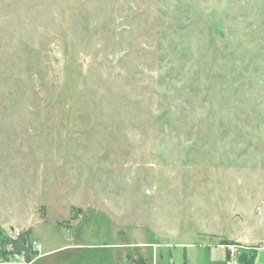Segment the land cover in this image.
<instances>
[{
	"label": "rangeland",
	"instance_id": "obj_1",
	"mask_svg": "<svg viewBox=\"0 0 264 264\" xmlns=\"http://www.w3.org/2000/svg\"><path fill=\"white\" fill-rule=\"evenodd\" d=\"M35 241L264 264V0H0V253Z\"/></svg>",
	"mask_w": 264,
	"mask_h": 264
},
{
	"label": "trees",
	"instance_id": "obj_2",
	"mask_svg": "<svg viewBox=\"0 0 264 264\" xmlns=\"http://www.w3.org/2000/svg\"><path fill=\"white\" fill-rule=\"evenodd\" d=\"M15 239L9 240V243L14 242ZM7 243V242H6ZM14 249L13 250H9V249H5L4 252L0 253V256H2L3 258H7L10 257L11 255H14ZM239 264H255V254H252V256L250 258H240L238 260Z\"/></svg>",
	"mask_w": 264,
	"mask_h": 264
},
{
	"label": "built area",
	"instance_id": "obj_3",
	"mask_svg": "<svg viewBox=\"0 0 264 264\" xmlns=\"http://www.w3.org/2000/svg\"><path fill=\"white\" fill-rule=\"evenodd\" d=\"M35 246H36L39 250L41 249V245H40L38 242H36V241H35V242H32L31 245H30V244H26V245H25V248H26L27 250H29V249L32 250V249H34ZM14 255H15L16 257H18V258H21V259L23 260L24 263H27L26 260H25V258H26V251H23V252H22V255H21V254H16V253H15Z\"/></svg>",
	"mask_w": 264,
	"mask_h": 264
},
{
	"label": "water",
	"instance_id": "obj_4",
	"mask_svg": "<svg viewBox=\"0 0 264 264\" xmlns=\"http://www.w3.org/2000/svg\"><path fill=\"white\" fill-rule=\"evenodd\" d=\"M23 233V232H22ZM22 233H19L18 234V238H20V236L22 235ZM14 252L16 253V254H21L23 251H26V248H25V246L22 244V243H16L15 245H14ZM25 260H26V262H30L31 261V258H30V256L29 255H26V258H25Z\"/></svg>",
	"mask_w": 264,
	"mask_h": 264
},
{
	"label": "crops",
	"instance_id": "obj_5",
	"mask_svg": "<svg viewBox=\"0 0 264 264\" xmlns=\"http://www.w3.org/2000/svg\"><path fill=\"white\" fill-rule=\"evenodd\" d=\"M223 254L224 255H226L225 254V252H223ZM260 253L258 252V256H257V258L255 259V264H258L259 263V260H260V255H259ZM12 256V255H11ZM14 256V255H13ZM226 257H227V255H226ZM0 264H7V263H10V262H5L4 260H5V258H3L2 256H0ZM32 260L33 259H31V261L30 262H32ZM228 260L232 263V264H239L238 263V260H230L229 258H228ZM30 262H27V263H30Z\"/></svg>",
	"mask_w": 264,
	"mask_h": 264
}]
</instances>
